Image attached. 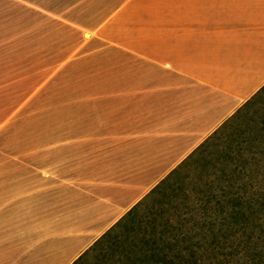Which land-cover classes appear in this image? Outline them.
<instances>
[{"label":"crops","instance_id":"1","mask_svg":"<svg viewBox=\"0 0 264 264\" xmlns=\"http://www.w3.org/2000/svg\"><path fill=\"white\" fill-rule=\"evenodd\" d=\"M48 10L62 35L57 67L108 66L112 87L93 95L112 103L64 104L60 133L2 152L0 264H74L264 87V0H62ZM68 31L79 39L70 51Z\"/></svg>","mask_w":264,"mask_h":264},{"label":"rangeland","instance_id":"2","mask_svg":"<svg viewBox=\"0 0 264 264\" xmlns=\"http://www.w3.org/2000/svg\"><path fill=\"white\" fill-rule=\"evenodd\" d=\"M61 2L0 0V155L24 150L30 143L19 142L23 137L60 133L64 104L93 103L104 112L112 103V95H93V88L112 87L108 66L93 70L70 61L57 67L62 35L45 10L59 13ZM63 38L69 51L79 40L71 31ZM118 53L112 49V56ZM80 89L87 90L73 93ZM99 150H112V143L102 142ZM180 161L157 182L169 177L160 189L77 264H112V255L143 253L149 248L140 242L144 233L157 241V264H264V87ZM166 253V262L159 260Z\"/></svg>","mask_w":264,"mask_h":264},{"label":"trees","instance_id":"3","mask_svg":"<svg viewBox=\"0 0 264 264\" xmlns=\"http://www.w3.org/2000/svg\"><path fill=\"white\" fill-rule=\"evenodd\" d=\"M169 178V177H168ZM166 177V179H164L160 184H158L157 186H155L151 191L155 192L157 189H160V186L162 184H164V182L168 179ZM137 205V204H136ZM136 208L133 207L119 222H117L112 228H110V230H108L107 232H105L95 243L94 245L88 250L86 251V255L93 249H95L96 247H98L99 245H102L110 236H111V232H113V229L115 228V226L122 224L126 219L127 216L131 215L134 211V209ZM261 212L264 213V208H260ZM161 239V237H160ZM140 242L144 243L145 245H148L149 248H147L145 251H143V253H139V251H135L134 249L131 250L130 252L128 251L127 254H125L123 257L119 256L118 258H114L113 260V255H112V264H157L155 261L156 259H154V251L156 248H152L153 245L156 244V240L154 238H152L151 235L144 233V235L141 236L140 238ZM154 250V251H153ZM84 254V255H85ZM83 255V256H84ZM82 256V257H83ZM80 257L74 264H77L81 258ZM168 258L167 253L163 254L162 257L159 258V260L166 262V259Z\"/></svg>","mask_w":264,"mask_h":264}]
</instances>
